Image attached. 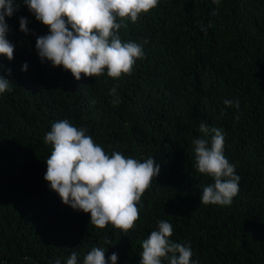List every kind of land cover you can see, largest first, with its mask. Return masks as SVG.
Returning <instances> with one entry per match:
<instances>
[{"label": "trees", "instance_id": "16d2710c", "mask_svg": "<svg viewBox=\"0 0 264 264\" xmlns=\"http://www.w3.org/2000/svg\"><path fill=\"white\" fill-rule=\"evenodd\" d=\"M17 3L6 17L13 59L0 55V75L11 69L13 81L0 96V264L58 257L64 264L74 250L82 261L94 246L106 259L116 252L117 264H138L142 241L159 220L172 224L170 239L188 242L199 264H264V0H160L119 30L122 41L143 47L131 74L82 73L80 80L41 63L35 42L48 28ZM21 16L28 34L19 30ZM224 99H238L239 109ZM63 119L86 128L106 154L152 156L160 164L126 233L92 225L90 213L73 210L48 188L52 145L44 136ZM201 122L223 130L224 153L240 176L229 206L200 204L203 187L213 182L193 166Z\"/></svg>", "mask_w": 264, "mask_h": 264}, {"label": "clouds", "instance_id": "9594fccd", "mask_svg": "<svg viewBox=\"0 0 264 264\" xmlns=\"http://www.w3.org/2000/svg\"><path fill=\"white\" fill-rule=\"evenodd\" d=\"M34 18L47 26L44 35L36 37L35 50L41 63L52 67L62 66L76 80L107 74L118 79L131 74L136 60L143 58L141 44L122 41L119 30L135 23L141 14L148 13L160 0H21ZM220 5L221 0H212ZM19 10L17 0H0V55L13 59L15 45L9 40L10 18ZM215 14V13H213ZM26 17H19V30L31 32ZM25 62L21 71H27ZM11 69L0 75V96L11 92L8 76ZM111 103L119 104L117 87L109 90ZM95 103V101H93ZM227 107L239 109L238 99H224ZM202 134L194 138V168L212 178L203 187L200 204L231 205L239 191L240 176L224 153V132L206 123L199 124ZM87 129L77 127L63 119L52 123L44 142L52 145L51 154L45 160L47 168L44 180L50 190L61 198L62 203L73 210L90 213V223L98 228L111 225L121 234L135 227L139 218L141 198L160 172V164L153 157L136 159L121 152L106 154L95 143ZM142 206V205H141ZM173 226L159 220L155 230L142 241L138 264H199L192 259L188 242L178 243L170 239ZM103 247H92L82 261L74 250L64 264H117L118 254L105 258ZM50 264H62L55 258Z\"/></svg>", "mask_w": 264, "mask_h": 264}]
</instances>
